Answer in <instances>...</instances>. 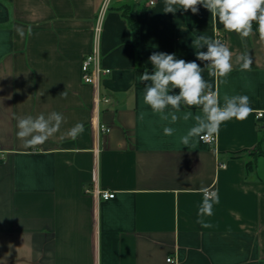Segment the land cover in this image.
<instances>
[{
  "label": "crops",
  "instance_id": "1",
  "mask_svg": "<svg viewBox=\"0 0 264 264\" xmlns=\"http://www.w3.org/2000/svg\"><path fill=\"white\" fill-rule=\"evenodd\" d=\"M123 9L138 18L140 61ZM163 9L164 0H0V264H264V41L256 25L244 40L226 32L202 5L198 14ZM101 11L100 58L111 73L100 93L110 101L96 105L82 61ZM198 35L221 37L233 53L227 76L203 73L220 105L246 95L253 111L221 123L214 143L202 133L185 146L201 109L182 105L176 122L162 119L143 102L149 82L139 77L152 72L153 52L204 68ZM245 52L250 70L236 62ZM51 112L64 116L59 131L25 147L17 119ZM94 184L115 196L86 192ZM211 187L219 203L210 198L212 215L198 217Z\"/></svg>",
  "mask_w": 264,
  "mask_h": 264
},
{
  "label": "clouds",
  "instance_id": "2",
  "mask_svg": "<svg viewBox=\"0 0 264 264\" xmlns=\"http://www.w3.org/2000/svg\"><path fill=\"white\" fill-rule=\"evenodd\" d=\"M207 9L216 22L223 25L226 32L236 33L242 40L254 34L255 31L264 41V0H164V13H172L178 9L185 12L191 11L198 14L199 6ZM31 35V26L27 29ZM21 37L25 35L23 28H17ZM196 49V59L206 62L204 68L195 61H185L176 58L175 54L165 52H153L149 60L153 66L151 73L145 68L140 75V82L145 84L143 102L152 112L161 114V118L176 122L175 114L181 110V106L188 108L199 107L203 116L196 117V124L181 138V142L187 146L193 137L200 134H211L218 130L221 123L235 119L244 120L253 111L250 107L249 97L246 95L225 96L223 106L220 105L216 93L212 90L211 83L205 80L204 71L207 69L210 76L225 77L233 70V53L229 47L219 39L198 35L192 40ZM206 51H200L205 48ZM236 62L242 70H250L252 59L249 53H241L236 56ZM178 89V94L173 90ZM66 95V92L61 93ZM171 107L175 112L164 115L165 110ZM185 115V119L189 118ZM64 122L62 113L51 112L47 115L40 114L36 117L26 116L17 119V137L23 141L24 146L32 149L38 148L49 138L53 137ZM84 131L82 123H77L67 133L73 139ZM174 129L164 127L166 136H171ZM203 202L197 213L199 216L212 215L213 204L210 196L219 203V197L215 192L209 193V189L202 188ZM198 223L202 221L198 219Z\"/></svg>",
  "mask_w": 264,
  "mask_h": 264
},
{
  "label": "built area",
  "instance_id": "3",
  "mask_svg": "<svg viewBox=\"0 0 264 264\" xmlns=\"http://www.w3.org/2000/svg\"><path fill=\"white\" fill-rule=\"evenodd\" d=\"M156 1L157 0H149V5L152 6L156 4ZM103 13H104L103 11L100 12L96 20L95 26H94L93 48L91 52L87 54L82 61V77L86 83H89L93 86L96 105H99L101 100L106 101V102L110 101L109 97L101 96V93H100V85H101L102 77L111 73L110 68L102 66L101 58H100V43H101V36H102V29H103ZM217 39L222 41V38L219 36ZM262 115H263V112L258 113L259 117ZM100 128L103 131L110 130V128L104 124H101ZM200 138L202 141L207 142V143H214L217 139L215 133L202 134ZM219 166L226 167V164L220 163ZM86 192L91 193L95 196L101 195L105 199L113 198L116 194L114 191L101 189L96 184H94L92 188L91 187L86 188ZM212 192L216 193V190L214 187L209 188V193L211 194ZM210 198L212 197L210 196ZM167 260L173 261L171 256L168 257Z\"/></svg>",
  "mask_w": 264,
  "mask_h": 264
},
{
  "label": "trees",
  "instance_id": "4",
  "mask_svg": "<svg viewBox=\"0 0 264 264\" xmlns=\"http://www.w3.org/2000/svg\"><path fill=\"white\" fill-rule=\"evenodd\" d=\"M123 15L126 17V19L128 20V23L134 33V47L136 49V53H137V58L138 61H140L141 59V54H140V44H139V30H138V18L136 16H133L130 13H127L126 10L123 9Z\"/></svg>",
  "mask_w": 264,
  "mask_h": 264
}]
</instances>
